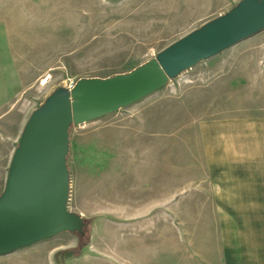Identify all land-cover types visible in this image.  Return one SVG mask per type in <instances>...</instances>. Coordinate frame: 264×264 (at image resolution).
<instances>
[{
	"label": "rangeland",
	"instance_id": "obj_1",
	"mask_svg": "<svg viewBox=\"0 0 264 264\" xmlns=\"http://www.w3.org/2000/svg\"><path fill=\"white\" fill-rule=\"evenodd\" d=\"M229 1L0 0V196L28 119L55 90L133 71L242 0ZM260 116L264 31L135 105L73 126L68 208L86 237L63 233L0 264H208L210 223L221 217L200 127Z\"/></svg>",
	"mask_w": 264,
	"mask_h": 264
},
{
	"label": "water",
	"instance_id": "obj_2",
	"mask_svg": "<svg viewBox=\"0 0 264 264\" xmlns=\"http://www.w3.org/2000/svg\"><path fill=\"white\" fill-rule=\"evenodd\" d=\"M264 31V0H242L127 74L55 90L28 119L0 196V257L63 233L84 235L68 208L70 129L137 104L200 63Z\"/></svg>",
	"mask_w": 264,
	"mask_h": 264
},
{
	"label": "crops",
	"instance_id": "obj_3",
	"mask_svg": "<svg viewBox=\"0 0 264 264\" xmlns=\"http://www.w3.org/2000/svg\"><path fill=\"white\" fill-rule=\"evenodd\" d=\"M200 130L208 131L205 141L213 166L211 211L221 217L211 220L210 254L205 260L264 264V116L215 120Z\"/></svg>",
	"mask_w": 264,
	"mask_h": 264
},
{
	"label": "built area",
	"instance_id": "obj_4",
	"mask_svg": "<svg viewBox=\"0 0 264 264\" xmlns=\"http://www.w3.org/2000/svg\"><path fill=\"white\" fill-rule=\"evenodd\" d=\"M76 83L74 81H70L68 84H67V89L69 90H72L74 87H75Z\"/></svg>",
	"mask_w": 264,
	"mask_h": 264
},
{
	"label": "trees",
	"instance_id": "obj_5",
	"mask_svg": "<svg viewBox=\"0 0 264 264\" xmlns=\"http://www.w3.org/2000/svg\"><path fill=\"white\" fill-rule=\"evenodd\" d=\"M79 236H80L81 239H84L86 237V229H84V235H79Z\"/></svg>",
	"mask_w": 264,
	"mask_h": 264
}]
</instances>
